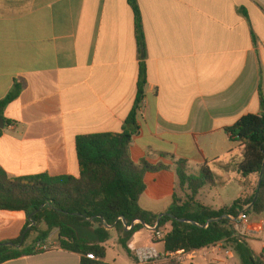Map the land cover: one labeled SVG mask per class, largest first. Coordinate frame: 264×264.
<instances>
[{"label": "crops", "instance_id": "1", "mask_svg": "<svg viewBox=\"0 0 264 264\" xmlns=\"http://www.w3.org/2000/svg\"><path fill=\"white\" fill-rule=\"evenodd\" d=\"M16 83L21 92L0 111V167L9 177L78 176V138L132 134L134 163L169 168L146 174L139 203L163 215L179 197L177 162H187L188 175L196 176L207 161L225 177L216 162L241 161L242 147L224 129L246 114H264V0H0V102ZM234 175L240 189L231 204L212 206L204 189L197 201L219 210L251 196ZM34 225L25 212L0 210V244ZM106 231L120 245V233ZM128 246L130 264H141L132 248L166 253L146 228ZM202 250L148 264H204L197 261ZM226 256L234 258L231 251ZM81 258L57 245L4 264H80Z\"/></svg>", "mask_w": 264, "mask_h": 264}, {"label": "trees", "instance_id": "2", "mask_svg": "<svg viewBox=\"0 0 264 264\" xmlns=\"http://www.w3.org/2000/svg\"><path fill=\"white\" fill-rule=\"evenodd\" d=\"M136 15L139 18L137 10ZM142 83L138 86L137 110L143 98ZM21 90L22 85L16 83L10 95L0 102V111L15 101ZM132 123L135 124L134 117ZM224 132L230 141L242 147V159L229 164L216 162V166L224 174L237 173L242 185L249 187L252 194L244 195L230 207L219 210L203 206L197 196L206 186H224L228 180L212 170L207 161L198 175L190 176L187 162L182 160L176 164V174L179 189L190 193L186 200L181 202L175 194L173 205L163 215L143 210L139 203L146 191V174L169 168L151 165L146 160L134 163L130 155L132 134L127 133L78 138V176L41 174L11 178L0 167V210L25 212L30 216V223H35L19 238L0 244V264L43 253L44 250L38 247L54 230L58 232V246L80 254V264H108L105 262L107 250L103 246L109 240L106 228L120 233L119 243L131 256L128 242L144 225L158 230L171 226L163 240L167 253L184 251L190 254L224 242L233 248L241 264H264L263 254H255L248 243H239L232 238L234 223L226 218L228 215L237 217L251 205L245 212L264 219V114H246L226 127ZM252 176L251 182L249 178ZM254 180H257L255 188ZM257 193L258 198L253 204ZM136 221L140 223L133 225ZM94 225H97L96 243L81 236L77 230ZM42 226L46 227L45 231L39 229ZM128 227L132 228L128 230ZM33 233L38 234L37 238L32 245H26ZM88 254H94L97 260L88 259Z\"/></svg>", "mask_w": 264, "mask_h": 264}, {"label": "rangeland", "instance_id": "3", "mask_svg": "<svg viewBox=\"0 0 264 264\" xmlns=\"http://www.w3.org/2000/svg\"><path fill=\"white\" fill-rule=\"evenodd\" d=\"M235 153H237V150L235 151ZM238 154V153H237ZM191 176V175H190ZM225 178H227L228 183L224 186H219V187H210V186H206V188H204L203 191H205L204 196L206 195V191H209L210 193V201L211 202H215V205L212 206H216L217 208H219L220 206H224V205H229L233 202V200L235 198L238 197L239 193L238 190L240 189V187H238L237 183H239V181L237 180V177H235L234 173H230V174H226ZM228 178H231V180H229ZM229 182L231 183L230 187L229 186ZM257 180H254V186L253 188H255V185ZM236 183V184H235ZM178 191H179V197L178 199L180 201H185L186 200V196L188 194H190L188 191H182L181 189H179L178 187ZM205 197H208L207 195ZM200 200L201 197L199 198ZM210 204V203H208ZM79 231V234L81 236H84L90 240L95 239V231L93 230V228H79L77 229ZM163 230V229H162ZM52 233H54L51 237V241L47 244H43V246H45L46 249L44 250H48L51 247L57 246L58 242H57V238H58V232L57 230H54ZM249 244V248L255 253V254H259L261 252V248H262V244L256 241H250L248 242ZM224 248H220V247H216V248H209V249H204L202 250L199 254H198V259L197 261L199 262H203L204 264H210V262H212L211 260L215 259H221L223 261H225L227 264H241V261L239 259V256L233 251V248H231L230 246H227L226 244L223 245ZM106 248H107V253H108V260L111 262V264H130L131 263V259L128 256L127 252L124 250V248L121 245H118L115 243V240L113 238H110L108 240V242L106 243ZM158 250L161 251L162 250V245H158ZM227 251H231L234 255V258H231L230 260L227 259L226 256V252Z\"/></svg>", "mask_w": 264, "mask_h": 264}, {"label": "built area", "instance_id": "4", "mask_svg": "<svg viewBox=\"0 0 264 264\" xmlns=\"http://www.w3.org/2000/svg\"><path fill=\"white\" fill-rule=\"evenodd\" d=\"M247 208H249V206L246 207L245 210L241 212L237 217L232 215H228L226 217L234 223V234L232 238L234 240H237L239 243H248L250 241H256L261 243L263 245V250L261 254H263L264 256V220L259 219L256 221L254 216H249L245 212ZM138 223L140 222L136 221L133 225H136ZM144 228L152 232L154 241H163L166 236V233L162 232V230L156 229L157 227L144 225ZM128 230H130L129 227ZM38 248L42 250L46 249L43 245H40ZM132 250L135 252L141 264L154 263L163 259L169 261L185 253L184 251H178L176 253L166 252L162 255L155 248L139 251L138 249L132 248ZM87 258L91 260H97V257L94 256V254H88Z\"/></svg>", "mask_w": 264, "mask_h": 264}, {"label": "water", "instance_id": "5", "mask_svg": "<svg viewBox=\"0 0 264 264\" xmlns=\"http://www.w3.org/2000/svg\"><path fill=\"white\" fill-rule=\"evenodd\" d=\"M0 129L2 130V129H4V121H3V119H0ZM261 179H262V177H261ZM261 179H260V182H261ZM260 182H258L259 183V186H260ZM258 191H259V189H258ZM257 198H258V193L256 194V197H255V199H254V202H253V204L256 202V200H257ZM252 204V205H253ZM249 207H251V205L249 206ZM140 222V221H139ZM35 224V223H34ZM132 227H130V229H131Z\"/></svg>", "mask_w": 264, "mask_h": 264}]
</instances>
